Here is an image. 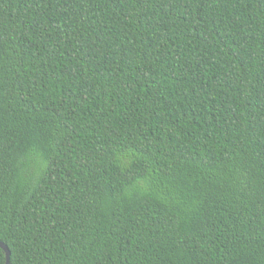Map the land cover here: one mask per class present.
Returning <instances> with one entry per match:
<instances>
[{
	"label": "trees",
	"instance_id": "16d2710c",
	"mask_svg": "<svg viewBox=\"0 0 264 264\" xmlns=\"http://www.w3.org/2000/svg\"><path fill=\"white\" fill-rule=\"evenodd\" d=\"M0 242L264 264V0H0Z\"/></svg>",
	"mask_w": 264,
	"mask_h": 264
},
{
	"label": "water",
	"instance_id": "95a60500",
	"mask_svg": "<svg viewBox=\"0 0 264 264\" xmlns=\"http://www.w3.org/2000/svg\"><path fill=\"white\" fill-rule=\"evenodd\" d=\"M0 250H2V252L5 255V264H9L10 252L8 251V248L1 242H0Z\"/></svg>",
	"mask_w": 264,
	"mask_h": 264
}]
</instances>
